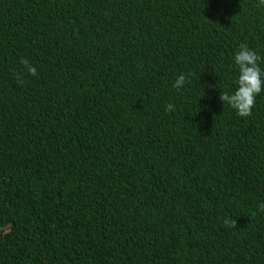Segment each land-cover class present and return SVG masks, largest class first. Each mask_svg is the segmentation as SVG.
<instances>
[{"label": "trees", "instance_id": "trees-1", "mask_svg": "<svg viewBox=\"0 0 264 264\" xmlns=\"http://www.w3.org/2000/svg\"><path fill=\"white\" fill-rule=\"evenodd\" d=\"M257 4L0 0V264H264V89L219 99Z\"/></svg>", "mask_w": 264, "mask_h": 264}, {"label": "clouds", "instance_id": "clouds-1", "mask_svg": "<svg viewBox=\"0 0 264 264\" xmlns=\"http://www.w3.org/2000/svg\"><path fill=\"white\" fill-rule=\"evenodd\" d=\"M264 6V0H258L256 5ZM261 57L250 49L247 44L241 43L239 50L234 57L235 66L238 69V79L236 80L237 89L234 93L229 94L226 91H221L219 99L223 102V106L227 105L235 110L239 117L247 118L252 115L253 106L256 103V97L264 89V71H262L259 62ZM20 63L23 65V71L29 75L36 76L37 70L31 63L24 58H21ZM191 73L187 76L185 74L179 75L175 82L174 87L181 89L184 85L190 82ZM17 83L23 84V72L16 73ZM175 106L169 103L165 106V111H175ZM261 212H264V203L258 205ZM224 225L229 228H236V220L232 218H225Z\"/></svg>", "mask_w": 264, "mask_h": 264}]
</instances>
